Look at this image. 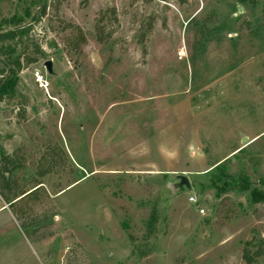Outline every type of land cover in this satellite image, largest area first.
Listing matches in <instances>:
<instances>
[{"label":"rangeland","instance_id":"1","mask_svg":"<svg viewBox=\"0 0 264 264\" xmlns=\"http://www.w3.org/2000/svg\"><path fill=\"white\" fill-rule=\"evenodd\" d=\"M33 1L0 0L45 53L0 104V151L25 157L12 179L41 183L22 219L0 209V264H245L264 239V0H64L39 22ZM100 18L104 42L66 46L64 25ZM47 145L61 163L40 178Z\"/></svg>","mask_w":264,"mask_h":264},{"label":"trees","instance_id":"2","mask_svg":"<svg viewBox=\"0 0 264 264\" xmlns=\"http://www.w3.org/2000/svg\"><path fill=\"white\" fill-rule=\"evenodd\" d=\"M64 0H34L33 4L39 10L38 16L35 21H40L43 17L48 16V11L52 8L58 10L60 4ZM144 3H151L153 0H143ZM165 2L175 1L179 5L187 3L188 0H162ZM242 3L254 2V0H241ZM109 12V11H108ZM112 14L116 19L115 10ZM103 20L100 18L96 21L95 33H85L75 23H69L62 27L61 30L68 31V36L65 44L68 48L81 51V47L85 45L90 37L95 38L98 42L102 43L106 40L104 36ZM62 23V22H61ZM13 25L12 29L9 28ZM151 29V25H150ZM33 25H23L21 22L4 21L0 25V104L9 102L17 97V86L19 82V74L29 66L36 64L45 56L44 51L41 49L31 37ZM111 34H108L109 38ZM22 46L21 55H17L18 48ZM32 48V53L28 54V50ZM26 111L23 107L20 111V116L25 117ZM58 147L55 145H47V151L43 153L37 165V176L43 178L55 172L56 168L61 163V157L58 152ZM60 151V150H59ZM18 149L12 153H7L4 150L0 151V197L8 205V207L17 213L19 219H22L21 211H18V206L24 203L29 197L40 189V184L37 181L36 189L29 192L21 187L16 180L12 179V174L21 170L25 164V157ZM212 181L214 187L216 184ZM236 185V183H232ZM228 185H225L227 187ZM217 189V187H215ZM241 191H249L251 187L246 183L239 188ZM252 201L255 203H264V189L252 190ZM158 223V216L156 211L152 212L148 230L150 235L155 231V226ZM264 258V239L259 241L252 240L243 248V261L245 264H261L258 259Z\"/></svg>","mask_w":264,"mask_h":264},{"label":"water","instance_id":"3","mask_svg":"<svg viewBox=\"0 0 264 264\" xmlns=\"http://www.w3.org/2000/svg\"><path fill=\"white\" fill-rule=\"evenodd\" d=\"M44 66H45V69L49 73L52 72V62L51 61H47ZM176 178L179 181V183L176 185V189L178 191L183 192L185 190L190 191L192 189L190 181L188 180V178L185 175H178Z\"/></svg>","mask_w":264,"mask_h":264},{"label":"built area","instance_id":"4","mask_svg":"<svg viewBox=\"0 0 264 264\" xmlns=\"http://www.w3.org/2000/svg\"><path fill=\"white\" fill-rule=\"evenodd\" d=\"M177 56H178V59L179 60H184L186 58V56H187V53L185 51V48H181L178 51ZM36 76H37V82L39 84H42V85H45L46 84V82L45 83L43 82V80H44V77L43 76H41L39 73H37ZM189 202H191L193 204H197V201H196V199L194 197H191L189 199ZM199 212H200L201 215H204L205 214V211L204 210H200Z\"/></svg>","mask_w":264,"mask_h":264},{"label":"crops","instance_id":"5","mask_svg":"<svg viewBox=\"0 0 264 264\" xmlns=\"http://www.w3.org/2000/svg\"><path fill=\"white\" fill-rule=\"evenodd\" d=\"M3 148H4V150H5L6 152H8V153L10 152L6 146H3ZM0 202H1L2 205H3L0 209H3L4 207H8V205L2 200L1 197H0ZM8 208H9V207H8Z\"/></svg>","mask_w":264,"mask_h":264},{"label":"bare ground","instance_id":"6","mask_svg":"<svg viewBox=\"0 0 264 264\" xmlns=\"http://www.w3.org/2000/svg\"><path fill=\"white\" fill-rule=\"evenodd\" d=\"M42 87H44L45 85H41Z\"/></svg>","mask_w":264,"mask_h":264}]
</instances>
